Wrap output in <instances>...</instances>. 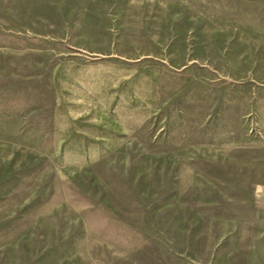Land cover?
<instances>
[{"label":"rangeland","instance_id":"obj_1","mask_svg":"<svg viewBox=\"0 0 264 264\" xmlns=\"http://www.w3.org/2000/svg\"><path fill=\"white\" fill-rule=\"evenodd\" d=\"M0 264H264V0H0Z\"/></svg>","mask_w":264,"mask_h":264}]
</instances>
